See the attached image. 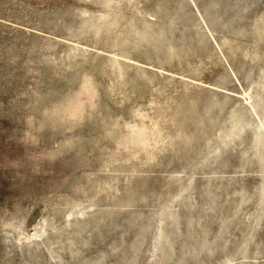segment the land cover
I'll return each instance as SVG.
<instances>
[{
	"label": "rangeland",
	"instance_id": "obj_1",
	"mask_svg": "<svg viewBox=\"0 0 264 264\" xmlns=\"http://www.w3.org/2000/svg\"><path fill=\"white\" fill-rule=\"evenodd\" d=\"M0 264H264V0H0Z\"/></svg>",
	"mask_w": 264,
	"mask_h": 264
}]
</instances>
